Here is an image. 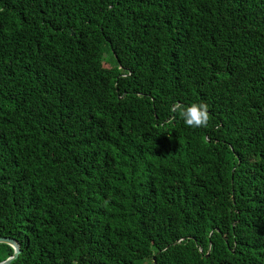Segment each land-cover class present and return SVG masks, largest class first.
<instances>
[{
  "label": "trees",
  "instance_id": "16d2710c",
  "mask_svg": "<svg viewBox=\"0 0 264 264\" xmlns=\"http://www.w3.org/2000/svg\"><path fill=\"white\" fill-rule=\"evenodd\" d=\"M0 236L9 264H264V0H0Z\"/></svg>",
  "mask_w": 264,
  "mask_h": 264
},
{
  "label": "clouds",
  "instance_id": "9594fccd",
  "mask_svg": "<svg viewBox=\"0 0 264 264\" xmlns=\"http://www.w3.org/2000/svg\"><path fill=\"white\" fill-rule=\"evenodd\" d=\"M170 111L179 113L184 123L190 128L207 127L210 119L208 106L203 102H194L187 106L177 102L171 107Z\"/></svg>",
  "mask_w": 264,
  "mask_h": 264
},
{
  "label": "water",
  "instance_id": "95a60500",
  "mask_svg": "<svg viewBox=\"0 0 264 264\" xmlns=\"http://www.w3.org/2000/svg\"><path fill=\"white\" fill-rule=\"evenodd\" d=\"M0 243L9 244L13 248V253L9 257H7L6 259L0 262V264H9L13 259H15L18 256L20 252V244L16 239L7 236H0ZM154 263H155V259H154Z\"/></svg>",
  "mask_w": 264,
  "mask_h": 264
},
{
  "label": "rangeland",
  "instance_id": "374dc122",
  "mask_svg": "<svg viewBox=\"0 0 264 264\" xmlns=\"http://www.w3.org/2000/svg\"><path fill=\"white\" fill-rule=\"evenodd\" d=\"M107 59H108V55L105 56ZM112 64L109 62V61H103L101 64H100V69L101 70H109L111 68Z\"/></svg>",
  "mask_w": 264,
  "mask_h": 264
}]
</instances>
